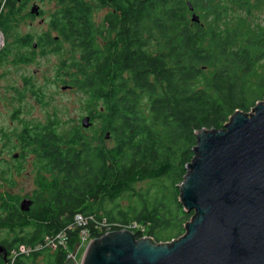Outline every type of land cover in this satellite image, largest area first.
Segmentation results:
<instances>
[{
    "label": "trees",
    "instance_id": "trees-1",
    "mask_svg": "<svg viewBox=\"0 0 264 264\" xmlns=\"http://www.w3.org/2000/svg\"><path fill=\"white\" fill-rule=\"evenodd\" d=\"M2 1L0 26L8 30L29 0ZM188 2L199 13L200 23L190 21ZM100 6L107 10L98 24ZM261 7L264 0H55L49 31L37 39L36 48L41 54L64 56L57 67L60 82L96 104L89 112L91 121H101L114 146H93L75 127L60 134L53 123L24 125L16 139L24 154H36L39 164L49 166V177L36 182L47 196H38L25 212L9 203L0 229L17 233L5 259L0 254V264H29L44 253L46 264H63V248L44 247L45 239L67 226L75 213L124 224L128 220L120 207H100L95 213L93 205L100 206L103 197L114 204L145 178L180 171V183L194 157L195 132L222 129L236 110L248 113L264 99V25L252 27L246 18L231 16L235 8L249 16ZM209 18V24L203 22ZM153 41L151 53L148 46ZM33 42L30 36L16 41L31 48V55L36 53ZM191 216L177 200L170 209L146 193L135 216L146 227L133 235L136 240L152 235L153 242L164 243L159 231H175L180 237ZM29 227L32 231H26ZM38 245L43 247L20 254ZM13 251L17 256L11 262Z\"/></svg>",
    "mask_w": 264,
    "mask_h": 264
},
{
    "label": "water",
    "instance_id": "water-1",
    "mask_svg": "<svg viewBox=\"0 0 264 264\" xmlns=\"http://www.w3.org/2000/svg\"><path fill=\"white\" fill-rule=\"evenodd\" d=\"M187 6L190 21L200 23ZM29 12L38 17L40 9L33 4ZM81 124L91 127L90 116ZM195 138L194 157L178 184V202L192 213L185 233L168 243L136 240L127 230L103 234L88 243L79 264H264V99L250 113L236 110L222 129L201 128ZM31 203L23 199L20 210ZM78 246L63 264H77Z\"/></svg>",
    "mask_w": 264,
    "mask_h": 264
},
{
    "label": "rangeland",
    "instance_id": "rangeland-1",
    "mask_svg": "<svg viewBox=\"0 0 264 264\" xmlns=\"http://www.w3.org/2000/svg\"><path fill=\"white\" fill-rule=\"evenodd\" d=\"M2 4L3 1L0 3V13L3 10ZM33 4L44 11L43 16H38V18L25 16V13L30 14L29 11ZM54 7L55 0H29L25 10L10 21L8 30L0 26V43L2 44L3 41V45L0 46V200L9 194L8 197H13L18 207L25 198L36 199L38 196H47L46 193L40 191L36 182L38 178L49 177L39 168L40 164L36 161L37 155L24 154L17 142L16 134L23 129L26 123L31 122L41 126L53 123L60 134H66L75 127L83 131V135L93 146L106 149L114 146L112 139L104 140L107 131H103L99 119L91 121L92 125L88 129L82 128V119L87 115L90 116L89 112L96 107V104H92L83 92H78L73 88L61 89L64 85L60 82L61 74L57 73V67L64 56L51 52L41 54V50L31 55V48L16 43L17 39L23 36H30L35 43L39 37L48 32V20ZM106 10L107 8L100 6L99 14L95 17L98 24L102 23ZM196 13L199 15L197 11ZM231 16L246 18L247 23L252 27L264 25V7L252 10L249 16L242 9L235 8L232 9ZM1 18L2 15H0ZM203 22L209 24L211 19H204ZM64 48L67 50L66 45ZM148 50L151 53L155 52L154 41L149 44ZM24 57L29 60L20 61ZM32 91H37V94L34 95ZM98 106H101V103ZM17 109L20 111V116L15 119L12 114ZM250 112L251 110L248 111ZM15 153L19 155L17 159H13ZM179 174L180 171L160 178H145L137 181L118 197L114 204L103 197V200L98 201L100 206L93 205L94 211L98 213L100 207L105 210L114 208L116 211L118 206L127 216L128 221L124 223L135 222L136 231H144L146 227L144 221L135 219L142 206V197H145L146 193L150 197L156 195L164 206L171 209L179 197ZM157 202H159L158 199ZM158 209L159 213L165 210L162 206ZM32 228L29 227L26 231H32ZM16 233L17 231L10 233L8 229L1 228L0 246L12 241ZM159 235L166 239L164 243L179 238L178 233L176 235L175 231L169 232V230L159 231ZM68 251H72L71 241L68 244ZM82 252V249L78 251L77 260H80ZM45 254L27 262L46 264Z\"/></svg>",
    "mask_w": 264,
    "mask_h": 264
},
{
    "label": "built area",
    "instance_id": "built-area-1",
    "mask_svg": "<svg viewBox=\"0 0 264 264\" xmlns=\"http://www.w3.org/2000/svg\"><path fill=\"white\" fill-rule=\"evenodd\" d=\"M106 219L107 218L103 216H99L93 213H75L72 220L67 226L63 227L56 234H49V236L45 239L44 247L52 248L54 243L58 241L64 247V249L61 250L63 252L66 251V258H68L72 256V251H68V244L72 239H74V244H77L79 242V246L77 249L78 253L80 249H82L84 252L86 246L91 240L97 239L103 234L111 233L113 227H117L118 229L121 228V230H127L132 233L136 231L137 224L135 222H132L130 224H119ZM42 247V245H38L35 247L24 248L20 250V254L29 255L40 250ZM76 255L73 257L76 260L77 264H79V260H77ZM14 258L15 255H11L9 259L11 260V262H13Z\"/></svg>",
    "mask_w": 264,
    "mask_h": 264
},
{
    "label": "flooded vegetation",
    "instance_id": "flooded-vegetation-1",
    "mask_svg": "<svg viewBox=\"0 0 264 264\" xmlns=\"http://www.w3.org/2000/svg\"><path fill=\"white\" fill-rule=\"evenodd\" d=\"M19 2H21V0H19ZM27 5H28V3H27ZM26 5V6H27ZM195 11V10H194ZM195 13H196V11H195ZM190 15H191V12H190ZM38 18V17H37ZM2 41V40H1ZM33 44H36V42L35 43H33ZM33 44H32V48H33V50H36V53H38L39 51H40V49H37L36 47H37V45H36V47H34L33 46ZM3 45V41H2V44L0 45V46H2ZM17 111H19V109H17V110H15L14 112H13V118H18L19 116H20V114H17ZM90 119H91V117H90ZM3 137H4V135H3ZM19 144V143H18ZM19 156V155H18ZM18 158V157H17ZM17 158H13V159H17ZM43 172H45V174H47V176L49 175V166H44V165H42V164H40V167H39ZM38 179H40V178H38ZM8 196H10L9 194L8 195H6V197H4V198H1V200H0V218H5L6 216H7V208H8V206H9V203H13V205H15V207L16 208H18L19 209V211H21L20 210V208L17 206V203L15 202V199L13 198V197H11V198H9ZM25 199H29L32 203H31V206H30V209H31V207L34 205V203H35V199H33V198H25ZM29 209V210H30ZM21 212H25V211H21ZM10 242H12V241H10ZM10 242H5V244L3 245L5 248V254H7V252H6V250L8 249V247H9V245H8V243H10ZM2 253V252H1ZM4 254V253H3Z\"/></svg>",
    "mask_w": 264,
    "mask_h": 264
},
{
    "label": "bare ground",
    "instance_id": "bare-ground-1",
    "mask_svg": "<svg viewBox=\"0 0 264 264\" xmlns=\"http://www.w3.org/2000/svg\"><path fill=\"white\" fill-rule=\"evenodd\" d=\"M0 45H1V43H0ZM31 206V205H30ZM29 209H30V207H29ZM29 209L27 210V211H29ZM56 246H61V248H63L64 249V247L60 244V242H58V241H56L55 243H54V245H53V248H55ZM51 248V247H50ZM5 253V252H4ZM1 254V253H0ZM12 255H15V257L17 256V252L16 251H13V253H12ZM3 256H6V254H3ZM14 260H15V258H14ZM14 260H13V262H14Z\"/></svg>",
    "mask_w": 264,
    "mask_h": 264
}]
</instances>
